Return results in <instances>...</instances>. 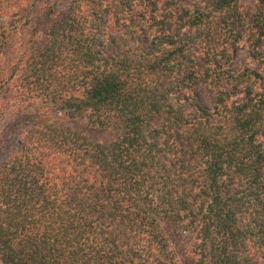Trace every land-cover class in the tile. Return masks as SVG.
Segmentation results:
<instances>
[{"label": "trees", "instance_id": "16d2710c", "mask_svg": "<svg viewBox=\"0 0 264 264\" xmlns=\"http://www.w3.org/2000/svg\"><path fill=\"white\" fill-rule=\"evenodd\" d=\"M241 2L0 0L1 264H264V0Z\"/></svg>", "mask_w": 264, "mask_h": 264}, {"label": "rangeland", "instance_id": "374dc122", "mask_svg": "<svg viewBox=\"0 0 264 264\" xmlns=\"http://www.w3.org/2000/svg\"><path fill=\"white\" fill-rule=\"evenodd\" d=\"M67 4H68V1H66L65 3H62L61 6L66 7ZM241 5H242V9L244 10V12L253 11L252 9L254 6V0H242ZM36 26L38 27L37 31L39 32V34H37V35L39 37L40 36L42 37V35H43L42 30H44V26H41V24H36ZM26 37H27V39H29L30 32H26ZM14 38L17 39L16 36ZM31 39H34V37ZM31 46H32V41H31ZM37 48H38V45H37ZM261 50H262V52H264V46L261 48ZM232 60H233L232 68L234 70H241L244 68H250L253 70H260L261 69L259 63L250 57L244 42H240L239 48L236 52V55L233 57ZM199 97L203 103H205L209 108H212V105L214 103V96L212 93H209L203 89H199ZM42 107H43V105L40 106V108H42ZM83 121H84V119H78L75 122L77 128L83 129V127H84ZM83 131H84V129H83ZM92 135L95 137L99 136V134H97V133H92ZM102 138L105 139L106 136L103 135ZM8 147H9V145L4 146L5 149H7ZM5 154H6V152H1L0 153V159L4 158ZM165 231L168 235V239L170 241L171 248L176 249L177 252L183 251L184 245H185L186 240H187L186 235L183 234L182 232L176 231L175 229L170 228V227L165 228Z\"/></svg>", "mask_w": 264, "mask_h": 264}]
</instances>
